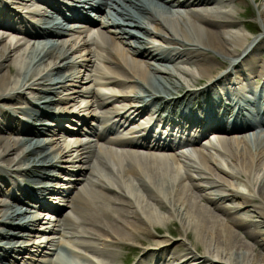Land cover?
<instances>
[{"label":"bare ground","instance_id":"6f19581e","mask_svg":"<svg viewBox=\"0 0 264 264\" xmlns=\"http://www.w3.org/2000/svg\"><path fill=\"white\" fill-rule=\"evenodd\" d=\"M82 2L88 4L86 16L72 15L70 19L87 22L97 33L93 35L90 29L75 31L80 42L75 44L79 45L73 44L59 61H55L58 57L51 61L44 74L35 77L36 73L25 70L15 80L14 75L22 68L18 55H14L11 44L0 40V264H17L13 253L24 264H72L61 250H56L57 246L65 247L66 241L91 255H74L80 259L74 264H108L105 255L118 254L116 248L128 242L147 249L143 240H137L139 232L151 237L155 248L163 245L162 250H168L174 243L171 238H155L152 230L161 220L168 222L179 215L185 236L179 241L182 248L168 254L160 250L156 259L152 253L153 258L137 264H264L263 138L253 137L246 145L236 140L215 149L216 155L207 151L197 160L192 148L186 149V154L174 163L170 162L175 153L172 150L166 157L137 151L149 147L139 143L138 132L144 128L136 125L141 115L156 120L164 117L171 123H195L214 113L264 124L261 90L253 89V97L244 96L237 107L236 102L222 101L227 91L232 94L235 83L245 81L251 85V79L264 76V59L259 56L264 52V7L258 12L262 32L252 36L251 30L235 17L238 7L248 6L247 0ZM59 4L62 6L61 0H0V28L22 30L27 24L22 10L55 24L46 8L56 12ZM170 7L183 8L184 13L175 14L177 20L168 18L161 11L168 8L171 12ZM91 11L98 14L96 20L91 18ZM71 55L81 58L80 69L70 70L75 66ZM147 69L161 77L149 76ZM173 70L196 79L194 85L202 80L207 84L199 92L186 91L178 97L175 94L182 85L174 81ZM58 91L64 96L53 97ZM78 98L85 99L84 117L45 112L57 104L62 106L60 109L73 106L70 110L75 111ZM238 108L242 109L240 115L234 114ZM48 118L51 122L46 121ZM63 119L71 124L81 121V125L69 130ZM213 130L228 131L223 126ZM59 132L85 140L74 149L75 164H58L55 153L46 151L43 139L51 134L54 142ZM108 134L111 143L130 134L131 138L117 144L133 149L117 150L101 144L98 139ZM24 145L29 152L15 155L14 147ZM96 145L100 152L96 160L106 173L92 165ZM66 152H59L64 162L69 160ZM107 157L114 160L115 166L107 164ZM59 173L67 176L70 186L59 185ZM51 181L57 184L45 183ZM169 184L174 187L172 193ZM41 196H56L55 203L60 201L63 207L48 204L39 199ZM198 199L211 208L201 206ZM42 211L56 215L45 228L37 227V215ZM240 211L259 220L236 216ZM252 225L256 229L250 228ZM34 237L39 241H33ZM21 240H26L24 244H29L33 252L15 248ZM241 249L244 252H238Z\"/></svg>","mask_w":264,"mask_h":264},{"label":"rangeland","instance_id":"374dc122","mask_svg":"<svg viewBox=\"0 0 264 264\" xmlns=\"http://www.w3.org/2000/svg\"><path fill=\"white\" fill-rule=\"evenodd\" d=\"M247 3H248L247 7L246 6H241V7L237 8L236 11L239 14L236 15L235 17L239 20L241 25L245 24L246 27L249 30L252 31V33H251L252 36H256V35H259L262 32V30H261V20H260L258 12L264 7V0L261 1V3H256L253 0H247ZM65 50H66V48L60 49V52H64ZM260 56H261V58H263L264 57V52L262 54H260ZM70 60H74V62H75V66H72L70 68L71 71L73 70V68L80 69L81 58L78 55H71ZM51 61H53V60H48V61H44V62H40L39 60H37V61L35 60V61H33V62H31L30 64L27 65L26 69H24V72H25V70L29 71V72L33 71L34 73H36L35 77H37V76H39L41 74L46 73L50 69V67L52 65ZM55 61L57 62V61H59V59H56ZM181 66L183 67V64ZM81 70H83V68H81ZM83 72H86V71H83ZM83 72L81 71V74ZM87 72L90 73L91 72V68H88ZM173 72L176 74V78H174V81L176 82V84L182 85L180 90L177 91L178 93L175 94V95L184 94L186 91L190 90V89H188V85L190 84V82H192V80H193L192 77H190L189 75H187L185 77V75H182L177 70H173ZM147 73L151 77H156V78H160L161 77L160 73H157V72H155V71H153L151 69H147ZM19 75H21L20 72H19ZM20 77H22V76H20ZM197 84H202V82L201 81L197 82ZM62 96H64V94L61 93V91H58V92L53 94V97H58L59 98V97H62ZM84 102H85V99L78 98L77 99V103L75 104L77 109H79L82 113L85 112V110H83L84 109V106H83ZM53 107H54V109L55 108L59 109L62 106L60 104H57L56 106H53ZM47 142H48L47 146H50L49 145V143L51 142L50 141V137L47 139ZM74 156H75V151H70V152H67V159H69L67 162L62 161L61 158L60 159L56 158L55 160L57 161L58 164H67V165L70 166L71 164H75V163H73L74 162ZM92 165H93V163H92ZM94 165H99L100 166V163H96ZM100 167H102V166H100ZM105 173H106V171H105ZM59 174L63 177V179H61V181H59V185H62L63 187L70 186V181L66 179L67 176H64V173H59ZM132 182L137 187L135 181H132ZM45 183L57 184L56 181L45 182ZM170 187H172L171 184H169V188ZM240 189H243V188L240 187ZM173 190H174V187H172L171 193L173 192ZM57 199L58 198H55V200H53V201L57 202ZM59 203H61V202L59 201ZM197 203H199L201 206L207 207V209H209V207H210V206L208 207L207 205H205L200 200ZM225 204L228 205L229 202H226ZM162 213L164 214V216L167 215L166 214L167 212H162ZM248 214H249V212L240 211V212L237 213L236 216H240V217H244V218H251V219H253L255 221L259 220L255 216H248ZM46 221H47V217L44 216L43 220L41 219L39 221V223L37 224L38 227L42 228V225H43V227L46 226V225L50 226L51 224L49 222H47V224H46ZM250 228L256 229L255 225H252ZM65 231H66L65 229L62 230V232H64V234H65ZM188 231H190L192 233L191 234V238L195 239L193 231H191L190 229H188ZM152 234H153V236H155V238L169 237V238H171V240L174 243L169 246L168 250H165V249L162 250L163 245H160V246L155 248L154 245H151V244H154V240L151 237H149L146 234H144L143 232H139L137 234L138 235L137 240H143V244L147 245L146 246L147 247L146 250L143 249V246L141 247L138 244L131 243V242L129 243L128 242L125 245H123L121 248L120 247L116 248L118 254H116V255L115 254H111L112 257H109V256L105 255V258L107 259V263L108 264H128L133 259H136V258H139V261L141 262V261H143L145 259H148L150 257L151 258L154 257V259H156L157 254H159L158 252H161L160 250H162V252L164 254H168L169 252H171L173 250L181 249L182 247H181L179 241H180L181 238H183L185 240V236H184V229L182 228V221H181L180 215L179 216H173L172 220H170L168 222H165L164 220H161L160 225H158L155 230H152ZM60 238L63 239V240L65 239L64 236H61ZM32 240L37 242V241H39V238L38 237H34V238H32ZM63 240H59L58 242H60V241L64 242ZM25 242H26V240H21L20 242H18L16 244L15 248H26V252H30V251L33 252L31 250L32 247L29 248L30 245L29 244L25 245L27 243V242L26 243ZM66 242H65V247L57 246L56 247L57 250H61L62 253L66 254V255L68 254V256H69V254L71 255L75 251L76 252L74 253V255L77 254L78 256H81V257L84 256L85 252L81 251L80 249H78L77 245L75 243H73L71 241H66ZM187 242L190 243L189 241H187ZM248 242L252 243L250 241H248ZM18 245H22L24 247H19ZM238 252L242 253V252H244V250L241 249ZM148 253H150V255H147ZM152 253H154V256H153ZM85 254H88V253H85ZM12 255L16 257V260L18 261L17 264H24L22 259L20 257H18L15 253H13ZM22 255L27 256L26 253H23ZM243 258L247 259V257H243Z\"/></svg>","mask_w":264,"mask_h":264}]
</instances>
